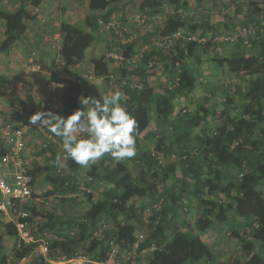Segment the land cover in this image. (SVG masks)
<instances>
[{
    "label": "trees",
    "instance_id": "1",
    "mask_svg": "<svg viewBox=\"0 0 264 264\" xmlns=\"http://www.w3.org/2000/svg\"><path fill=\"white\" fill-rule=\"evenodd\" d=\"M237 1L232 0L231 3ZM255 1L257 3L252 2V5L260 12L259 2ZM118 2L120 0H89L93 13L86 18V24L90 31L76 26L63 31L59 53L63 62L68 65L77 62L82 53L96 42L97 34L103 33L104 27L111 22L110 17L118 10ZM209 2L143 0L138 12L149 16V19L161 15L165 19L163 26L155 25L142 38L122 44L127 45L126 57L140 54L147 47L139 66L131 70L120 69L107 56L92 60L95 77L111 83L109 75L113 73L115 80L111 84L126 94L124 107L138 122V159L145 163L146 170H151L152 175L150 179L132 175L123 161L116 162L110 155H105L98 163L87 167L91 183H103L106 188L101 198L84 192L89 207L81 219H64L54 210L44 211L49 203L47 200L39 204L40 208L36 204L29 207L31 215L28 221L38 226L34 235L47 231L57 235L49 243L52 257L73 258L83 253L92 260L86 264H97L107 259L114 245H120L127 250L134 249L136 254L144 253L143 264H217L222 258L205 237L218 224L235 227L237 218L251 220L247 234L249 243L243 247L242 262L232 260L221 264H264V25L251 16L254 24L245 23L243 27L251 33L243 36L234 26L232 36L238 35L235 40H226L228 43L216 41L217 26L209 27L200 10ZM168 7L173 9L172 13H166ZM0 19L6 22L0 52L8 53L17 41L25 40L27 21L34 20V16L24 8L15 12L0 8ZM205 25L214 32L208 41L204 40L206 33H196L197 28H205ZM121 27L123 25H119ZM120 31V37L129 38L122 29ZM109 32L114 37L117 35L114 27H110ZM178 33L181 35L169 49L155 44L165 36L173 37ZM141 39L142 48L135 49ZM226 44L234 47V52L228 56L217 53V48ZM190 59L197 64L192 67ZM151 61L165 63L163 72L158 74L162 79L158 86L150 81L157 69V66L149 67ZM206 63L222 68L227 79H247L244 80L245 86L228 84L226 90H220L224 95V106L219 110L222 121L219 129L222 130L219 133L214 131L209 138L197 136L195 129L202 125L211 127L209 119L217 109L212 100L217 98L214 96L218 92L216 87H211L210 95L197 102L195 114L178 116L175 106L178 97L187 98L199 88L202 67ZM110 66L114 68L110 70ZM67 73L68 78L62 80L64 90L61 108L57 112L65 118L76 109H82L79 98L98 99L103 96L88 76L70 70ZM174 115L176 119H173ZM154 118L156 127L150 130ZM54 138L58 141L48 145L50 166L57 170L58 159L62 157L68 173L48 175L47 179L61 192L73 193L79 188L77 177L85 168L65 158L60 138ZM147 140L155 143L156 149L151 148ZM155 151H160L162 163L153 155ZM50 166L44 170L50 171ZM39 171L30 169L35 185ZM47 195L56 194L49 191ZM34 197L41 195L35 191ZM68 201L77 203L79 200L70 198ZM146 202L156 210L151 223L148 222V235L142 233V219L148 208ZM193 202L199 204L201 211L193 226H188L185 217ZM120 215L123 216L122 221ZM104 219H111L115 226H106ZM17 235L15 225L0 215V264H7L11 257L13 261L10 263L16 264L31 256L32 246L16 248L10 256L3 253L5 237L16 240ZM233 235L242 239L238 230H234ZM136 243L138 247L135 249ZM153 247L155 249L151 250ZM42 260L35 258L34 263L44 264Z\"/></svg>",
    "mask_w": 264,
    "mask_h": 264
},
{
    "label": "rangeland",
    "instance_id": "2",
    "mask_svg": "<svg viewBox=\"0 0 264 264\" xmlns=\"http://www.w3.org/2000/svg\"><path fill=\"white\" fill-rule=\"evenodd\" d=\"M143 0H137L134 2L129 1V4L125 0H120V2L117 3H112V4H117L118 10L116 11L115 16H113V19H111V24L109 26H114L115 28V33L117 35H121L122 29L125 33L128 34L129 38L126 39V42L133 41L135 37L137 36H145L146 32H150L155 28V25H162L163 20L165 19L164 16L161 15V17H154L148 18L149 16H143L144 14L138 12V7L141 4ZM209 3H205L204 8H200L201 11H203V20L209 23V27H214L217 26L218 31L216 34V41L223 42V43H228L226 40H235L237 38V34L232 36V33H234V26L238 28L239 32H243V30L248 31L249 29H243L245 26L244 24L247 23V25L254 24L255 18H257L258 21H262L264 25V1L258 0L259 2V10L256 9L255 6H253L251 0H238L236 3H231L232 0H209ZM257 3V2H256ZM199 10V11H200ZM128 11V12H127ZM166 13H172L173 9L171 7H168L165 9ZM251 16L254 18V20H251ZM127 19V22H124ZM144 20V21H143ZM202 20V19H201ZM200 20V21H201ZM143 21V22H142ZM123 22L125 25H123ZM119 25H123V27L119 28ZM205 28H197V34L201 33H206L205 36V41H208L211 39L212 34L214 33L211 28H207L208 25H205ZM234 28V29H233ZM238 32V34H239ZM101 35H104L107 40H110L111 36H113L108 28L103 29V33H100ZM247 34V33H246ZM124 37H121V41H119V44L122 46V44L126 43L123 42ZM156 44V43H155ZM142 48V47H141ZM118 50V52H125L126 49L120 46H117L115 48ZM247 51H250L249 49H246ZM217 53H219L222 56H228L234 52V47L226 45H222L219 48H217ZM156 60V59H155ZM164 61H157L154 66H157V69L154 70V73L156 74L154 79L151 80V83L153 85H159L162 81L161 77H158L160 73H162V69L164 66ZM189 64L195 65L197 62L194 59L189 60ZM61 69V68H60ZM203 71V76L201 77V83L199 85V88L196 89L195 91L190 94L187 98H180L178 97L177 100L175 101V106L177 108V111L179 112V115L182 114H195V109L197 106V102L199 100H202L203 98L207 97L210 95V88L211 87H216L218 92L216 93L217 98L212 99L214 103L217 105V109L215 112V115L210 117L209 122H211V127L208 128L207 126H199L195 129L197 132V136H206V137H211L214 133H219L221 132V127L222 121L220 122L219 118V110L221 109L224 103V95L220 90H226L227 85L231 84L232 86L234 84H239L241 86H245L244 80H247L245 77H240L233 81V77L231 79H227L225 76V72L223 71L222 68H219L217 65L211 66L210 64H205L202 67ZM228 77V76H227ZM136 81V79H135ZM97 83V82H96ZM210 104V103H209ZM84 107V106H83ZM82 107V108H83ZM177 116L174 115L173 119H176ZM156 125V120L154 118L152 124H151V130L155 129ZM215 131V132H214ZM214 132V133H213ZM33 134V133H32ZM31 134V135H32ZM78 138H84L85 134L82 133H77ZM53 136L51 137V134L47 131V129L44 128L43 131H40L39 133V139L38 142L30 143L29 146L31 150L33 151L31 153V156L35 158L36 163H35V168L39 171V176L38 180L36 182L37 185V193L41 195V201L47 200L49 203L47 204L46 208H43L44 211H51L54 210L58 216L64 219H69V218H76V219H81L82 216L86 213L88 210L89 204L87 201V197L84 194V192L91 193L94 196L101 198L103 191L106 188V184L103 183H91L90 178L87 175V170L88 168L84 169V172L77 177L78 178V183H79V188L72 192H66L63 193L61 192V189L57 188L53 184L49 182L47 179L48 175L56 176L58 173H68V171H65V159L62 157H59L58 163H59V168L56 170L55 168L51 167L50 161L48 160V157L50 156V150L48 149L49 143L54 142ZM58 141V139H56ZM35 141V140H34ZM148 145H150L151 148L156 149V144H152L151 141L147 142ZM44 150L47 151L46 154L42 153ZM160 153V151H158ZM97 161L96 163H98ZM128 170L131 172L132 175H140L142 177L149 178L152 175V171L146 170L145 163L141 162L138 159V155H136L131 158V159H126L123 161ZM95 163V164H96ZM31 166V165H30ZM50 166L51 170L46 171L44 170L45 167ZM32 168V167H30ZM49 191H54L56 194L55 196H50L48 197V192ZM70 198H77L79 201L77 203H72L71 201H68ZM41 201L37 202L35 206L41 207L39 204ZM148 208L146 209V212L143 216L144 219H142L143 224V229L142 233L144 232L145 235H148L147 226H149L148 222L150 221L151 223V217L154 213L155 207L150 206L151 204L149 202H146ZM163 205V204H162ZM152 207V208H151ZM156 211V210H155ZM201 211V208L199 207V204L192 203L188 207V213L186 215V222L188 226H193L195 223L197 217L199 216L198 213ZM235 216L231 217L234 218ZM41 219V218H40ZM119 219L122 221L123 216L120 215ZM145 219L148 221L146 222ZM237 225L235 227H232L229 224H218L214 230H212L205 238L206 240L216 246V250L219 252V255L221 256L222 259L224 257L228 259L227 257L229 256L228 261L232 260H238L237 257H239L240 253V248L246 246V244L249 243V239L247 234L250 231V226H251V220H246V219H240L238 220L235 218ZM106 226L108 225L109 227L115 226L114 222L110 220H105ZM42 222V221H38ZM251 223V224H250ZM79 229V227H78ZM146 230V231H145ZM238 230L239 235L242 239H237L233 235V231ZM101 231L98 232L100 234ZM37 234V233H36ZM97 234V235H98ZM35 238L41 239L48 244L50 243L51 240L57 238V235L54 232H49L47 231L46 233L43 234H38L34 235ZM243 240V241H242ZM16 242L17 239L15 240L14 238L10 237H5L4 239V252L6 255L8 254L9 256L13 254L14 249H16ZM219 248H223L222 252L219 251ZM127 263L126 264H143L144 263V258L145 254H136L135 250H128L127 254L125 255ZM235 257V258H234ZM217 262V264H221L224 261ZM21 261H18L16 264H19ZM234 262V261H233ZM7 264H11L8 262ZM36 264V263H33ZM37 264H41L37 263ZM233 264V263H232Z\"/></svg>",
    "mask_w": 264,
    "mask_h": 264
},
{
    "label": "crops",
    "instance_id": "3",
    "mask_svg": "<svg viewBox=\"0 0 264 264\" xmlns=\"http://www.w3.org/2000/svg\"><path fill=\"white\" fill-rule=\"evenodd\" d=\"M125 1L129 4V1L137 0ZM36 2H38L37 5H35ZM0 8L12 12L24 8L34 16V20L27 21L28 30L25 40L17 41L8 53L0 52V114L6 119H10L15 124L20 123L53 84L62 85L57 88L55 94L57 108L51 110L58 114L64 90L62 80L68 78V70L88 77L93 76L92 81L103 95H110L116 90L115 84H111L103 78L95 77L92 60L107 56L110 51L116 50L117 46L126 49L127 45L121 46L119 44L121 41L119 35L111 36L110 40H107L104 35L97 34L96 42L82 53L77 62L70 65L63 62L59 54L63 45L62 34L64 30L76 26L84 31H90L86 24V18L91 17L93 13L89 7V0H10L7 3L1 1ZM115 14L116 12L110 17V21ZM124 22H127V19H124ZM124 22L123 25H125ZM5 30L6 22L0 19V45L5 38ZM138 37L142 38V35L135 37V39ZM122 41L126 42V39L123 38ZM142 44L141 39L135 49H140ZM112 68L114 67L110 66V70ZM152 79L154 77H151L150 81ZM88 108L90 107L88 106ZM20 110H23L24 115L20 114ZM39 133L40 131H35L27 139L24 158L29 167H32L30 169L37 168H35L36 160L31 156L33 151L29 144L38 142ZM36 187L37 185H35L34 191H36ZM209 244L214 247L217 253L216 246ZM222 250L223 248H219L220 252ZM243 255L242 247L239 257H237L239 262H242ZM227 258L224 257L222 261L227 262L229 256Z\"/></svg>",
    "mask_w": 264,
    "mask_h": 264
},
{
    "label": "built area",
    "instance_id": "4",
    "mask_svg": "<svg viewBox=\"0 0 264 264\" xmlns=\"http://www.w3.org/2000/svg\"><path fill=\"white\" fill-rule=\"evenodd\" d=\"M2 2H9L10 0H0ZM144 21V20H143ZM142 21V22H143ZM111 24V22H110ZM110 24L105 27L110 30ZM113 25V24H111ZM104 27V28H105ZM119 27V26H118ZM243 36L251 33V30H243ZM247 33V34H246ZM181 34L178 33L171 36H165L156 45L159 48L169 49L174 44V41ZM196 40V38H193ZM247 43V42H246ZM145 47L140 54H133L130 57H126L124 52H118V50L110 51L107 54L108 58H111L118 68L133 69L137 68L143 57ZM155 65L153 61L149 63V67L152 68ZM92 80L93 76H89ZM111 83L115 80L113 73L109 75ZM178 84V82L176 83ZM62 85L53 84L50 89L40 98L38 103L34 105L28 116L25 117L20 123L15 124L10 119H6L0 114V215L6 219V221L12 222L17 229V242L16 247L22 249L25 246H32V253L30 257L23 258L19 264H33L35 258H42L44 264H86L92 263L90 257L83 253H78L73 258H67L66 256L57 255V257L51 256L50 245L38 238H35L34 231H38V226L28 221L30 218L29 207L41 201L40 197H34L35 194V182L32 174L30 173V167L24 158V153L27 147V139L35 131H43L44 128H36L30 124L29 118L37 111H51L57 108L56 103V90ZM20 114L24 115L23 110H20ZM157 159H160L162 163L163 158L158 151L153 153ZM43 202V199L42 201ZM143 237V236H141ZM138 243L134 245L136 249ZM155 248H151L154 250ZM128 250L120 245H114L105 261L97 264H126V254ZM13 261V257L10 258V262Z\"/></svg>",
    "mask_w": 264,
    "mask_h": 264
},
{
    "label": "clouds",
    "instance_id": "5",
    "mask_svg": "<svg viewBox=\"0 0 264 264\" xmlns=\"http://www.w3.org/2000/svg\"><path fill=\"white\" fill-rule=\"evenodd\" d=\"M126 100L124 92L115 90L98 99L79 98L84 107L66 118L52 111H37L29 121L60 138L65 158L81 167H90L105 155L121 162L136 155L139 135L137 120L124 107ZM77 133L85 134L84 138H78Z\"/></svg>",
    "mask_w": 264,
    "mask_h": 264
}]
</instances>
